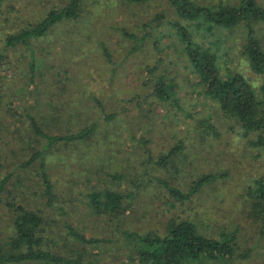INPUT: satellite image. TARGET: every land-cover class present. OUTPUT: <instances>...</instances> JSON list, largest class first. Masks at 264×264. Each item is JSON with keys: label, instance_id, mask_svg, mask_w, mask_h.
<instances>
[{"label": "rangeland", "instance_id": "1", "mask_svg": "<svg viewBox=\"0 0 264 264\" xmlns=\"http://www.w3.org/2000/svg\"><path fill=\"white\" fill-rule=\"evenodd\" d=\"M69 1L0 0V179L8 174L0 190L1 242L10 234L13 205L21 204L43 217L44 248L80 258V264H119L130 257L124 231L162 236L169 220L186 219L214 238L235 231L236 256L249 255L232 264H264V234L248 196L255 180L264 181V149L251 146L237 122L201 93L175 29L186 28L193 40L217 45L221 73L240 72L257 86L242 53L243 26L209 30L201 18H181L169 0H81L75 19L55 24L30 48L5 45L8 34ZM259 3L264 6V0ZM254 28L264 45V23ZM159 74L177 84L175 101L151 95L150 81ZM29 115L51 135L73 134L95 123L87 140L56 143L43 152L53 185L50 205L40 157L33 166L23 165L46 141L18 137L29 134ZM203 175L215 177L197 185ZM190 188L194 192L183 200L169 193ZM93 190L122 193L124 211L93 212L87 198ZM66 225L99 242L80 241Z\"/></svg>", "mask_w": 264, "mask_h": 264}, {"label": "trees", "instance_id": "2", "mask_svg": "<svg viewBox=\"0 0 264 264\" xmlns=\"http://www.w3.org/2000/svg\"><path fill=\"white\" fill-rule=\"evenodd\" d=\"M142 1V0H137ZM175 13L185 20H198L207 22V29L212 27L229 28L231 31L238 26H243L244 44L242 53L252 73L259 79L254 86L250 80L240 72L226 70L224 74L218 67V47L211 42L193 40L186 28L177 26L182 53L185 55L191 70L198 77L201 93L219 106L221 114L239 125L242 135L250 136L249 143L257 149H264V45L256 36L255 24L264 23V6L259 0H237V3H223L201 5L193 0H169ZM81 0H70L65 6L51 9L36 23L21 28L14 34L5 37V45L16 47L24 45L31 47L34 39L45 36L52 26L63 20L77 17ZM158 22L162 16L155 18ZM203 38V36H202ZM156 48V46H154ZM214 47L215 50H214ZM32 68V66H31ZM151 95L159 101H175L174 94L177 84L174 79L159 74L150 81ZM110 115H107V118ZM29 120V134L18 135L20 139H44L45 145L41 150L25 160L24 166H33V161L38 157L40 180L43 194L50 202L53 196V185L47 174L46 157L43 152L50 146L71 141H83L94 132V125L81 129L69 135H51L38 123L34 115L26 116ZM4 132L0 133L3 135ZM11 133H18L11 131ZM175 152L172 148L168 155ZM167 157V156H166ZM1 158V152H0ZM2 164L0 162V170ZM215 176L203 175L197 182H203ZM8 179V174L0 179V190ZM194 188V187H192ZM187 192L170 189L174 197L186 199L194 189ZM248 196L251 197V215L261 223L260 233L264 234V181L255 180L254 187H249ZM89 206L96 214H116L124 211L122 203L125 197L114 190H93L87 193ZM16 212L9 229L6 241L0 240V264H25L29 262H45L49 264H80V258H65L50 253L44 248L46 243V227L41 214L32 209H27L21 204L13 205ZM70 235L85 243L99 242V239H86L71 226L66 225ZM124 241L127 244L130 257L119 264H232L235 260L245 259L249 251L236 256L237 242L235 231H221L217 238L199 233L196 225L189 220H169L164 235L147 233L144 235L124 231ZM80 257V256H79Z\"/></svg>", "mask_w": 264, "mask_h": 264}]
</instances>
